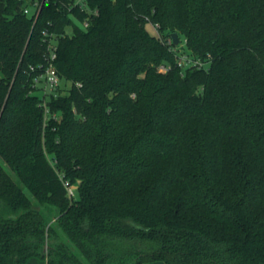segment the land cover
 <instances>
[{
	"label": "trees",
	"instance_id": "1",
	"mask_svg": "<svg viewBox=\"0 0 264 264\" xmlns=\"http://www.w3.org/2000/svg\"><path fill=\"white\" fill-rule=\"evenodd\" d=\"M88 2L81 29L0 0V264H264V0ZM44 30L71 84L47 119Z\"/></svg>",
	"mask_w": 264,
	"mask_h": 264
},
{
	"label": "built area",
	"instance_id": "2",
	"mask_svg": "<svg viewBox=\"0 0 264 264\" xmlns=\"http://www.w3.org/2000/svg\"><path fill=\"white\" fill-rule=\"evenodd\" d=\"M23 13L33 20L36 24L43 7L49 3H54L64 11H67L68 17L72 20L74 25L81 29H87L91 21L99 15L98 9L90 7L88 0H22ZM75 12H79L83 16V20L79 19ZM152 29L157 37H161L158 24H151ZM63 33L43 31V45L42 59L36 65H30L28 68V75L30 76L31 93L38 94L42 99V107L44 109L45 119L51 116L47 101L51 98H58L62 92L69 89L71 84L66 81L58 72L56 62L58 59V45ZM171 45V50L175 53L176 65L182 71L187 68H207L209 61H201L193 57L186 46V41L177 46L173 43L172 38L168 40ZM170 67L166 65L160 66L162 73H167ZM70 84L69 87L66 85ZM80 86V85H78ZM67 87V88H66ZM1 114V107H0ZM68 187L69 196L74 195L73 188Z\"/></svg>",
	"mask_w": 264,
	"mask_h": 264
},
{
	"label": "rangeland",
	"instance_id": "3",
	"mask_svg": "<svg viewBox=\"0 0 264 264\" xmlns=\"http://www.w3.org/2000/svg\"><path fill=\"white\" fill-rule=\"evenodd\" d=\"M148 29H149V31L152 33V34H154V30L152 29V27H148ZM67 87H69L70 86V84H67L66 85ZM66 87V88H67ZM73 191L75 192L76 191V187H74L73 188ZM45 218H46V220H48V221H52L51 220V212H50V210H46V212H45ZM34 260H32L33 262L34 261H37V258H33ZM41 260V259H40ZM42 262H44L43 260H42ZM146 264H165L164 262H152V263H146Z\"/></svg>",
	"mask_w": 264,
	"mask_h": 264
},
{
	"label": "crops",
	"instance_id": "4",
	"mask_svg": "<svg viewBox=\"0 0 264 264\" xmlns=\"http://www.w3.org/2000/svg\"><path fill=\"white\" fill-rule=\"evenodd\" d=\"M32 260H34L33 258L32 259H30L26 264H46V262L44 261V262H42V260H40L39 258H37V261H32ZM159 262H161V261H159ZM156 263V262H155Z\"/></svg>",
	"mask_w": 264,
	"mask_h": 264
},
{
	"label": "water",
	"instance_id": "5",
	"mask_svg": "<svg viewBox=\"0 0 264 264\" xmlns=\"http://www.w3.org/2000/svg\"><path fill=\"white\" fill-rule=\"evenodd\" d=\"M172 38L174 39V44L177 45L179 43L178 34L177 33H173L172 34Z\"/></svg>",
	"mask_w": 264,
	"mask_h": 264
}]
</instances>
